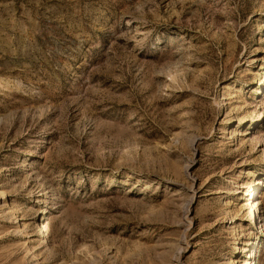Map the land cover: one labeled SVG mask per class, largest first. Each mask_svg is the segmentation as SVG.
I'll return each instance as SVG.
<instances>
[{
	"label": "rangeland",
	"instance_id": "1",
	"mask_svg": "<svg viewBox=\"0 0 264 264\" xmlns=\"http://www.w3.org/2000/svg\"><path fill=\"white\" fill-rule=\"evenodd\" d=\"M0 264H264V0H0Z\"/></svg>",
	"mask_w": 264,
	"mask_h": 264
},
{
	"label": "bare ground",
	"instance_id": "2",
	"mask_svg": "<svg viewBox=\"0 0 264 264\" xmlns=\"http://www.w3.org/2000/svg\"><path fill=\"white\" fill-rule=\"evenodd\" d=\"M246 190L247 191H246L245 194H248V195H255L256 194V191H255L254 188L253 189L247 188ZM256 205H257V202H256V199H255V200H252V201L248 202V206L247 207L251 208V210H252V208H254ZM250 213H251V216L249 218L250 219H254V211L252 210V212H250Z\"/></svg>",
	"mask_w": 264,
	"mask_h": 264
}]
</instances>
